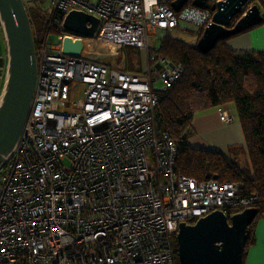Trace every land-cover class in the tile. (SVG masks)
Returning <instances> with one entry per match:
<instances>
[{
    "label": "built area",
    "instance_id": "2783aa9c",
    "mask_svg": "<svg viewBox=\"0 0 264 264\" xmlns=\"http://www.w3.org/2000/svg\"><path fill=\"white\" fill-rule=\"evenodd\" d=\"M42 1L49 16L35 46L30 108L0 165V264H175L180 222L212 211L229 217L256 201L241 196L237 182L177 173L176 143L155 113L160 91L182 67L156 57L149 37L157 29L170 34L182 21L204 29L212 24L211 6L223 0L203 7L188 0L179 11L173 0ZM255 2L246 0L231 23ZM72 10L99 19L94 36L64 27ZM66 37L81 44L79 55L63 52ZM99 44L108 55L138 47L148 67L141 74L109 68L95 55ZM220 118L232 121L226 112Z\"/></svg>",
    "mask_w": 264,
    "mask_h": 264
},
{
    "label": "trees",
    "instance_id": "16d2710c",
    "mask_svg": "<svg viewBox=\"0 0 264 264\" xmlns=\"http://www.w3.org/2000/svg\"><path fill=\"white\" fill-rule=\"evenodd\" d=\"M24 3L28 10L43 1L24 0ZM202 31L198 29V38ZM33 38L36 46L38 36L33 33ZM225 40H218L213 48L203 52L195 46L196 42L191 44L168 33L161 38L153 51L155 56L181 66L182 73L171 86L160 91L155 113L161 128L176 143L177 173L197 181L237 182L241 196L256 195L252 206L258 210L256 220L264 214V53L234 50ZM228 104H233L236 110L244 146H231L229 156L190 146L187 136L192 132L193 119ZM240 151L245 157L243 164L238 160ZM255 220L249 226L245 249L254 241ZM174 255L178 264L175 244Z\"/></svg>",
    "mask_w": 264,
    "mask_h": 264
},
{
    "label": "water",
    "instance_id": "95a60500",
    "mask_svg": "<svg viewBox=\"0 0 264 264\" xmlns=\"http://www.w3.org/2000/svg\"><path fill=\"white\" fill-rule=\"evenodd\" d=\"M188 0H173L170 5L179 11ZM206 0H192L203 7ZM246 0H223L211 6L212 24L205 27L195 46L209 51L218 40L229 38L263 20L256 3L235 23V16ZM0 23L4 32L7 64L0 95V165L17 142L26 120L34 92L37 62L29 14L24 0H0ZM90 23V25H88ZM99 19L83 11H70L63 22L68 31L94 36ZM81 44L66 37L63 52L79 55ZM258 214L248 207L227 217L212 211L193 223L182 221L175 234L180 264H243L249 226Z\"/></svg>",
    "mask_w": 264,
    "mask_h": 264
},
{
    "label": "crops",
    "instance_id": "0c3cea01",
    "mask_svg": "<svg viewBox=\"0 0 264 264\" xmlns=\"http://www.w3.org/2000/svg\"><path fill=\"white\" fill-rule=\"evenodd\" d=\"M258 1L264 5L263 0ZM261 14L264 19V13ZM1 30L0 25V32ZM225 44L234 50H253L264 53V20L227 38ZM0 49H2L1 46ZM2 67L3 63L0 59V95L4 84ZM221 112L231 114L232 121L228 123L222 121ZM187 142L192 147L217 150L226 156L231 155L229 150L231 146H244V137L234 105L228 104L198 114L193 119L192 132L187 136ZM238 160L242 163L245 162L244 154L241 151L238 154ZM252 230L254 241L245 249L243 264H264V214L256 218Z\"/></svg>",
    "mask_w": 264,
    "mask_h": 264
},
{
    "label": "rangeland",
    "instance_id": "374dc122",
    "mask_svg": "<svg viewBox=\"0 0 264 264\" xmlns=\"http://www.w3.org/2000/svg\"><path fill=\"white\" fill-rule=\"evenodd\" d=\"M256 5L259 7L261 13H264V5L258 0L256 1ZM27 12L32 22L31 26L33 29V33H35V36L42 38L43 34L45 33L46 21H47V16L49 12L48 3L43 2L41 3V5L31 7L30 9L27 10ZM179 27L180 29H176L172 31L170 34L172 36L184 39L191 44H195L196 38L194 37V34L200 28L186 21L180 22ZM0 34H1L0 46L2 47V49H0L1 51L0 59L3 63V67L1 71H2V75H4L5 77L6 64H7V50H6V41H5L3 29L1 30ZM166 34L167 32L165 30L157 29L154 35H151L149 37V46H150L151 51H154L158 48L161 38L165 36ZM55 35H56L55 32H52V31L49 32L48 39L50 41H54ZM108 52H110V50H108V48L104 44H99L96 49L95 55L97 54L98 59H100L105 64H107L109 68H114L116 70L124 71L128 73L141 74L148 67L147 60L145 57L146 53H144V51L138 47L122 46V48L117 49L115 51L113 49L111 51L112 53L111 55H108L107 54ZM153 64L154 62H151V67L153 66ZM72 86H73V83L68 82V97L69 98H70V92H71ZM161 86H162V81L160 79L153 82V87L155 89L156 88L158 89ZM78 92H79V87L75 88V93H74L76 95L75 97H78L79 95ZM172 241H173V244L176 245L175 235L172 237ZM174 259H175V255H174ZM176 263L177 262L175 260V264ZM178 264H180L179 260H178Z\"/></svg>",
    "mask_w": 264,
    "mask_h": 264
},
{
    "label": "bare ground",
    "instance_id": "6f19581e",
    "mask_svg": "<svg viewBox=\"0 0 264 264\" xmlns=\"http://www.w3.org/2000/svg\"><path fill=\"white\" fill-rule=\"evenodd\" d=\"M110 46H112V45H110Z\"/></svg>",
    "mask_w": 264,
    "mask_h": 264
},
{
    "label": "clouds",
    "instance_id": "9594fccd",
    "mask_svg": "<svg viewBox=\"0 0 264 264\" xmlns=\"http://www.w3.org/2000/svg\"><path fill=\"white\" fill-rule=\"evenodd\" d=\"M193 223V222H192Z\"/></svg>",
    "mask_w": 264,
    "mask_h": 264
}]
</instances>
